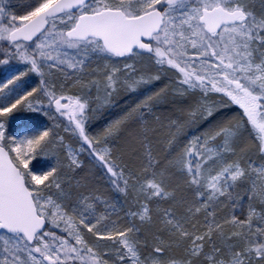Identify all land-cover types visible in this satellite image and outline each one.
I'll use <instances>...</instances> for the list:
<instances>
[{
    "label": "snow or ice",
    "instance_id": "6c2138e0",
    "mask_svg": "<svg viewBox=\"0 0 264 264\" xmlns=\"http://www.w3.org/2000/svg\"><path fill=\"white\" fill-rule=\"evenodd\" d=\"M0 264H264V0H0Z\"/></svg>",
    "mask_w": 264,
    "mask_h": 264
},
{
    "label": "bare ground",
    "instance_id": "6f19581e",
    "mask_svg": "<svg viewBox=\"0 0 264 264\" xmlns=\"http://www.w3.org/2000/svg\"><path fill=\"white\" fill-rule=\"evenodd\" d=\"M150 90H152V88H150ZM129 96H132V98L130 99ZM132 99H133L132 94L128 93V95H126V94H124V92H122L120 97L117 99V103L119 105L123 106V105H125V101H131ZM119 112H120V109L118 107H110V110L108 112H104L103 114H97V116H95L92 119L91 124L92 125L96 124L99 121L101 116H104V118H105V116L111 115V118H114V116L119 114ZM98 130H100V129H97L96 131H98Z\"/></svg>",
    "mask_w": 264,
    "mask_h": 264
},
{
    "label": "rangeland",
    "instance_id": "374dc122",
    "mask_svg": "<svg viewBox=\"0 0 264 264\" xmlns=\"http://www.w3.org/2000/svg\"><path fill=\"white\" fill-rule=\"evenodd\" d=\"M28 2H29V0H11V7L16 9L17 11H22L24 5ZM164 79L168 80V77H165ZM152 87L153 86H149V88H152ZM124 94L128 95V93H126V92H124ZM129 94H132V93H129ZM132 95H133V98H136L134 94H132ZM129 97H130V99L132 98V96H129ZM109 110H110V107H105V108L98 110L97 113L92 117V119L95 116H97V114H103L104 112H108ZM110 118H111V116H108V119H110ZM92 119L90 120L89 124L91 123ZM99 120H100V122L103 121V123H106L104 116H101ZM84 155H87V154L85 153Z\"/></svg>",
    "mask_w": 264,
    "mask_h": 264
},
{
    "label": "trees",
    "instance_id": "16d2710c",
    "mask_svg": "<svg viewBox=\"0 0 264 264\" xmlns=\"http://www.w3.org/2000/svg\"><path fill=\"white\" fill-rule=\"evenodd\" d=\"M166 82H168V80H163V81H161V82H156V84H155V86H153L152 87V91H154V90H156V88H159V87H162L163 86V83H166ZM133 99H136V98H133ZM132 99V100H133ZM161 110H163V108L161 109ZM109 116H111V115H109ZM107 119H108V116H105V120H106V122H107ZM104 124L105 123H103V121L102 122H100V120L96 123V124H89V126H90V128H91V130L93 131V132H96V130L97 129H101L103 126H104ZM99 131V130H98ZM191 131V130H190ZM82 159H84L85 160V163H87V155H83L82 156ZM87 170V169H86ZM97 175H99L100 173L99 172H97L96 173Z\"/></svg>",
    "mask_w": 264,
    "mask_h": 264
}]
</instances>
